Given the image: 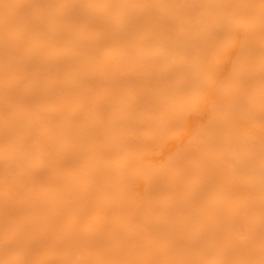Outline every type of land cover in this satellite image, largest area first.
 <instances>
[{
  "label": "bare ground",
  "instance_id": "bare-ground-1",
  "mask_svg": "<svg viewBox=\"0 0 264 264\" xmlns=\"http://www.w3.org/2000/svg\"><path fill=\"white\" fill-rule=\"evenodd\" d=\"M0 264H264V0H0Z\"/></svg>",
  "mask_w": 264,
  "mask_h": 264
}]
</instances>
